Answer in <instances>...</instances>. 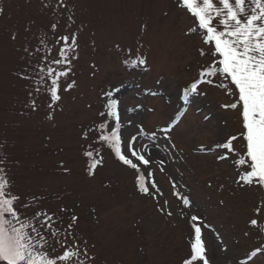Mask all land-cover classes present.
Instances as JSON below:
<instances>
[{
    "label": "rangeland",
    "instance_id": "rangeland-1",
    "mask_svg": "<svg viewBox=\"0 0 264 264\" xmlns=\"http://www.w3.org/2000/svg\"><path fill=\"white\" fill-rule=\"evenodd\" d=\"M57 4L0 0V168L20 202L31 205L21 209L24 216L47 210L61 218L56 227L63 230L75 214L74 235L81 248L87 242L91 264H183L191 255L192 223L201 227L210 264H264V251L256 252L264 248V232L249 225L252 218L264 219L253 213L264 193L255 182L240 181L249 167L236 163L246 142L233 141L236 153L217 147L244 132L241 108L225 107L234 103L236 90L221 75H201L218 57L199 31L189 32L195 18L178 0ZM72 33L79 58L70 76L61 78V100L50 109V94L35 91V69L45 52L36 49L46 36L49 60L59 59L56 38ZM72 80L76 87L63 91ZM112 100L122 152L128 155L132 137L137 150L147 146L152 162L141 170L153 173L146 175L148 186L155 180L163 195L142 194L135 170L100 140L116 125L107 107ZM91 141L101 144L103 163L89 175L83 149ZM193 215L201 219L193 222ZM55 248L51 255L62 253Z\"/></svg>",
    "mask_w": 264,
    "mask_h": 264
},
{
    "label": "snow or ice",
    "instance_id": "snow-or-ice-1",
    "mask_svg": "<svg viewBox=\"0 0 264 264\" xmlns=\"http://www.w3.org/2000/svg\"><path fill=\"white\" fill-rule=\"evenodd\" d=\"M178 3H182L187 12L195 18L194 26L189 29V32L200 31L203 42L212 46L210 53L218 57V63L203 70L201 75L223 76L229 80L231 85H234L235 94L238 95L236 103L225 105V107L241 108L244 132L240 134V137H230L226 142L218 144L217 147L226 149L229 153H236L233 141L242 137L246 143L241 147L246 150L236 163L239 165L248 164L250 170L241 175L239 179L244 184L250 185L255 182L260 187H264V0H178ZM57 7H66L64 0H58ZM2 11L0 9V13ZM69 22H72L71 16ZM56 27L57 24L53 23L51 26L53 32ZM46 39V36L42 37L40 40L42 47L36 49V52H41L43 48L45 52L35 69L36 83L39 85L35 91L39 93L44 88L50 94L51 102L48 107L52 109L61 100V78L67 79L70 76L72 62L79 58L77 51L79 45L76 33H72L70 36H59L56 38V42L62 44L59 49L60 58L49 60L51 48L47 46ZM200 51L201 55L206 54L203 49ZM127 62L125 61V63ZM139 63L143 64L145 61L139 60ZM53 65L64 67L57 69ZM48 81L50 84H47ZM74 87H76V82L72 80L70 83H66L63 91H69ZM221 87L227 86L221 85ZM196 89L197 84L193 83L191 91L194 92ZM31 94L29 93V95ZM229 94L233 93L229 92ZM31 104L35 110V101L33 100ZM107 107L110 109L109 115L115 118L116 125L110 134L102 135L100 140L106 142L122 164L135 170L137 173L136 184L142 194L154 198L156 195H163L155 180L151 181V190L148 186L146 175L152 177L153 173L148 171L145 174L141 170V166H148L152 162L144 154L147 146L144 150H137L133 147L137 137H132L131 143L125 146V152L128 153L125 155L121 148L119 115L116 111L117 101H110ZM48 118L52 119L51 113ZM100 127L106 126L102 124ZM86 138L87 134H85ZM96 155L99 156L98 151ZM84 156L89 158L88 172L89 175H92L97 166L102 165L103 158H93L94 152L89 150L84 152ZM221 158L226 159L227 157L221 156ZM0 163L3 161L0 160ZM160 163L162 164L163 161ZM175 187L176 185L173 184L174 189ZM11 188L12 181L5 170L0 168V264H91L94 257L89 256L87 242L85 241V247L81 248L74 235L78 220L75 214L70 216V222L63 230L56 227L57 224H62L61 218L47 210L37 211L33 216L25 217L21 209H26L31 205L22 204L19 195L15 194ZM174 194L180 197L179 192H174ZM180 198L185 206H189L190 202L187 198ZM37 199V197H33V203ZM165 205H167L166 200ZM160 210L166 215H171V212H166L163 207ZM67 211L66 208L60 209V212ZM253 213L255 217H260L264 213V201H261L253 209ZM200 219L195 215L191 217L193 222ZM249 225L264 232V219L252 218ZM191 226L194 229L191 255L190 258L183 261V264H193L197 261L202 264H210L206 256L207 250L202 239L201 227L197 223H192ZM56 244L63 251L54 256L50 254V250L55 252ZM261 251H264V248L256 249V252Z\"/></svg>",
    "mask_w": 264,
    "mask_h": 264
},
{
    "label": "trees",
    "instance_id": "trees-1",
    "mask_svg": "<svg viewBox=\"0 0 264 264\" xmlns=\"http://www.w3.org/2000/svg\"><path fill=\"white\" fill-rule=\"evenodd\" d=\"M237 101H238V95H235L234 96V103H236ZM96 143L97 142H92L91 141V143L85 144L84 149H83V152H85L86 150L93 151L94 152V157L93 158L99 159L100 157H102L103 152H102L101 148L99 147V146H101V144L100 145H97ZM97 151L99 152V156L96 155V152ZM245 159H247V158L245 157ZM88 161H89V158H88ZM88 161H87V163L90 162V161L89 162ZM247 166H248V164H247ZM97 168H98V166H97ZM249 170H250V168H249ZM261 188H262V191L264 193V187H261ZM263 200H264V196H263ZM96 209H97V207L94 206L93 207L94 212L96 211Z\"/></svg>",
    "mask_w": 264,
    "mask_h": 264
}]
</instances>
